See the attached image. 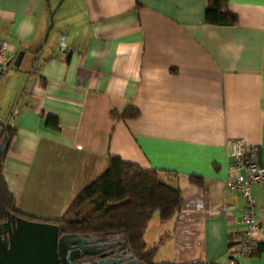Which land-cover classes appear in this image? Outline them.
<instances>
[{"label": "crops", "instance_id": "1", "mask_svg": "<svg viewBox=\"0 0 264 264\" xmlns=\"http://www.w3.org/2000/svg\"><path fill=\"white\" fill-rule=\"evenodd\" d=\"M226 1L236 23L219 26L206 0H0V133L13 131L2 175L20 217L58 220L116 156L180 190L181 209L145 229L155 264H264V252L230 255L245 201L225 185L227 142L264 155V0ZM126 108L138 117L112 115ZM250 194L256 249L264 187Z\"/></svg>", "mask_w": 264, "mask_h": 264}, {"label": "trees", "instance_id": "2", "mask_svg": "<svg viewBox=\"0 0 264 264\" xmlns=\"http://www.w3.org/2000/svg\"><path fill=\"white\" fill-rule=\"evenodd\" d=\"M226 2L206 0V24L227 26L236 23V17L228 9ZM138 114L132 108H126L119 115L112 113L122 120L135 119ZM47 123L52 128H57L55 118L49 117ZM12 135V129L7 126L2 128L0 142L5 139V147L0 162V219L6 213L21 216L15 209L14 197L2 175V164ZM189 180L195 184L201 182L193 176ZM182 202L173 174L141 169L119 157L110 156L106 171L79 192L62 217L52 223L57 224L60 232L65 234L122 235L138 262L155 264L152 260L155 249L145 251V229L155 213L159 220H169L181 209ZM261 252H264V243L252 249L250 255L256 256Z\"/></svg>", "mask_w": 264, "mask_h": 264}, {"label": "water", "instance_id": "3", "mask_svg": "<svg viewBox=\"0 0 264 264\" xmlns=\"http://www.w3.org/2000/svg\"><path fill=\"white\" fill-rule=\"evenodd\" d=\"M22 55L19 52L6 66L17 67ZM4 147L5 139L0 142V162ZM83 239L82 234L61 233L57 224L7 213L5 221L0 222V264H78L82 257L99 253L82 251L90 248ZM130 264L139 263L133 258Z\"/></svg>", "mask_w": 264, "mask_h": 264}, {"label": "built area", "instance_id": "4", "mask_svg": "<svg viewBox=\"0 0 264 264\" xmlns=\"http://www.w3.org/2000/svg\"><path fill=\"white\" fill-rule=\"evenodd\" d=\"M7 45L0 41V68L4 67V56ZM227 156L231 159L228 169L229 177L225 181L226 187L231 191H237L244 198L245 205L241 216V224L244 227L242 236L235 242L240 251H231V257L235 255L248 257L252 251L251 240L260 232V227L255 220L254 204L250 194L252 185L264 187V155L259 156L258 147L249 148L240 140H232L226 143Z\"/></svg>", "mask_w": 264, "mask_h": 264}, {"label": "flooded vegetation", "instance_id": "5", "mask_svg": "<svg viewBox=\"0 0 264 264\" xmlns=\"http://www.w3.org/2000/svg\"><path fill=\"white\" fill-rule=\"evenodd\" d=\"M6 214L4 218L0 219V222L5 221ZM74 234H82L84 236L83 240L90 244V248H83L82 251L92 253L99 251V253H95L91 256H84L77 260L78 264H130L131 260L136 258L122 235L113 234L102 236L87 233ZM128 248H130L129 251H127ZM136 261L138 262L137 258ZM138 263L141 264L140 262Z\"/></svg>", "mask_w": 264, "mask_h": 264}]
</instances>
